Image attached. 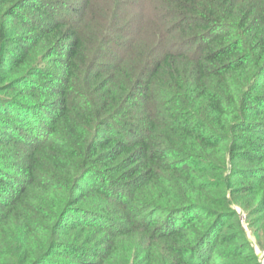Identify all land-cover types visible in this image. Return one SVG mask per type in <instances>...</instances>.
<instances>
[{"label": "trees", "instance_id": "trees-1", "mask_svg": "<svg viewBox=\"0 0 264 264\" xmlns=\"http://www.w3.org/2000/svg\"><path fill=\"white\" fill-rule=\"evenodd\" d=\"M259 228L264 0H0V264H264Z\"/></svg>", "mask_w": 264, "mask_h": 264}, {"label": "rangeland", "instance_id": "rangeland-1", "mask_svg": "<svg viewBox=\"0 0 264 264\" xmlns=\"http://www.w3.org/2000/svg\"><path fill=\"white\" fill-rule=\"evenodd\" d=\"M244 220V216L242 217V221ZM244 227H245V229H246V231H247V234L250 236L251 234H250V229H249V227H247L246 226V224H245V222H244ZM259 230H260V233L259 234H264V231L262 230V229H260L259 228ZM251 238V237H250ZM251 240L253 241V237L251 238ZM258 250H261L260 248H258Z\"/></svg>", "mask_w": 264, "mask_h": 264}]
</instances>
